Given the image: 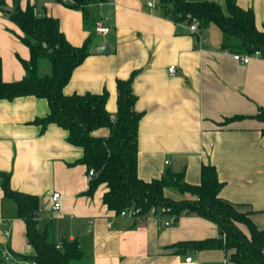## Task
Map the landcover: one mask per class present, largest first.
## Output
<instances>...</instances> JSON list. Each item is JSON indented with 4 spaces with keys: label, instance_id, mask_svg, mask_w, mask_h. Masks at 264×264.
Wrapping results in <instances>:
<instances>
[{
    "label": "crops",
    "instance_id": "obj_1",
    "mask_svg": "<svg viewBox=\"0 0 264 264\" xmlns=\"http://www.w3.org/2000/svg\"><path fill=\"white\" fill-rule=\"evenodd\" d=\"M213 2L227 14L226 0ZM250 9L258 28L264 26V0H233ZM13 10L31 6L38 17L58 21L74 47L91 35L90 53L74 69L64 95L108 94L106 110L116 113V80L134 74L132 90L138 123L137 175L149 181L183 173L190 185L200 182L204 165L215 168L223 183L219 196L251 211L257 229L264 228V124L253 119L264 106V59L235 61L221 48V34L209 26L197 41L186 22L175 23L158 0H101L93 6L95 23L107 34L84 28L82 12L61 0H4ZM18 28L0 10L1 76L5 82L24 76L21 61L28 48ZM106 43L109 52L96 50ZM170 66L175 67L171 76ZM49 112L45 99L32 96L0 100V172L10 188L38 197L37 228L59 245L77 241L83 258L76 264H233L219 247L195 248L194 242L217 240L219 228L195 214L169 215L144 221L121 217L102 203L104 185L88 194L91 178L79 162L82 150L67 142V132L54 124L43 130L34 122ZM235 116L244 117L230 120ZM107 129L94 132L106 136ZM168 162V164H166ZM170 189L166 190L173 196ZM60 193L61 210L53 212L50 196ZM176 195V194H174ZM178 195V194H177ZM176 195V196H177ZM189 198V196H184ZM176 198H180L178 195ZM0 244L17 254H30L24 222L13 200L0 188ZM5 229L9 235L4 234ZM186 258H191L186 262Z\"/></svg>",
    "mask_w": 264,
    "mask_h": 264
},
{
    "label": "trees",
    "instance_id": "obj_2",
    "mask_svg": "<svg viewBox=\"0 0 264 264\" xmlns=\"http://www.w3.org/2000/svg\"><path fill=\"white\" fill-rule=\"evenodd\" d=\"M101 0H73L68 5L82 12L84 28L91 34L95 19L93 6ZM164 14L173 22L196 20L201 32L209 26L221 34V48L229 54L252 55L264 59V26L258 28L250 9L239 8L233 0H226L227 14L213 2H188L186 0H158ZM5 7L0 0V10ZM8 19L18 28L19 40L28 48L29 59L21 61L24 76L18 81L5 82L1 76L0 100L11 101L18 97L32 96L45 99L48 114L34 123L43 130L54 124L67 132V142L82 150L79 162L92 170L94 175L87 193L92 194L104 185L102 203L115 214L126 210H138L147 217L150 210L168 209L165 215L195 214L207 219L219 228L217 240L194 242L195 248L219 247L233 264H264V228L257 229L251 219V211L219 196L223 183L211 165L200 170V182L190 185L183 173H168L158 179L142 180L137 175L138 123L142 114L135 110L136 97L132 90L134 74L126 80H116V113L112 118L107 110L108 94L64 95L62 90L72 72L90 53L91 35L80 47L72 46L59 29L58 21L51 17H38L31 6L11 10ZM94 32V31H93ZM95 33V32H94ZM45 44L49 51L44 50ZM46 61L49 72L40 73V65ZM235 116L228 121L240 120ZM264 124V106H258L252 116ZM107 129L106 136L94 132ZM264 138V128L261 129ZM0 188L4 197L15 202L17 216L26 229L30 254H17L0 244V264H76L83 258L77 241H63L57 247L46 232L37 228L38 197L10 188L9 177L0 172ZM180 195L175 198L166 190ZM189 196L185 198L184 196Z\"/></svg>",
    "mask_w": 264,
    "mask_h": 264
},
{
    "label": "built area",
    "instance_id": "obj_3",
    "mask_svg": "<svg viewBox=\"0 0 264 264\" xmlns=\"http://www.w3.org/2000/svg\"><path fill=\"white\" fill-rule=\"evenodd\" d=\"M63 3L70 5L73 4V0H61ZM190 32L192 34H194L197 37V41L203 42L205 41V38L203 37V33L205 32H201L198 28V24L196 20H192V22L189 24L188 26ZM109 31V28L107 26H105L101 21H97L95 23L94 26V32L96 34H107ZM258 52H255L252 55H240V54H231L232 58L235 61L241 62L242 64H247L251 58V56H258ZM168 72L171 76L174 75L175 73V67L174 66H170L168 68ZM166 164H168V162H166ZM94 175L92 170H89L87 172V176L88 178H91ZM50 201H51V208L53 212H59L61 210V196L60 193L58 192H53L50 196ZM168 212V209H161V210H150L149 215L151 217H155V216H161L164 215ZM119 216L121 217H127L130 219H137L140 220L141 222L144 221V219H146L145 217H142L138 214V210H126V211H121L119 214ZM175 216H169V219L167 220V222L165 223L166 226L171 225L175 222ZM8 222L7 221H3L0 220V226H7ZM4 234L6 236L9 235V230L5 229ZM57 247H59V245H57ZM191 260V258H186L185 261L189 262Z\"/></svg>",
    "mask_w": 264,
    "mask_h": 264
},
{
    "label": "water",
    "instance_id": "obj_4",
    "mask_svg": "<svg viewBox=\"0 0 264 264\" xmlns=\"http://www.w3.org/2000/svg\"><path fill=\"white\" fill-rule=\"evenodd\" d=\"M2 11H3L6 15H9L10 12H11V10L8 9V8H6V7L2 8ZM43 47H44V50H45L46 52L49 51V48H48L45 44H43ZM96 52H97V53H101V54L108 53V52H109L108 45H107L106 43L102 44V45L96 50Z\"/></svg>",
    "mask_w": 264,
    "mask_h": 264
},
{
    "label": "rangeland",
    "instance_id": "obj_5",
    "mask_svg": "<svg viewBox=\"0 0 264 264\" xmlns=\"http://www.w3.org/2000/svg\"><path fill=\"white\" fill-rule=\"evenodd\" d=\"M213 28H214L213 30H216L217 32H219V30L216 27H213ZM219 34H220V32H219ZM48 72H49V65H48V63L46 61H42L41 62V65H40V73L41 74H45V73L47 74ZM169 191H172V190H169ZM172 192H174V191H172ZM174 194H176V192H174L173 193V196L172 195L171 196L176 198L178 195L176 194L177 195L176 196Z\"/></svg>",
    "mask_w": 264,
    "mask_h": 264
}]
</instances>
